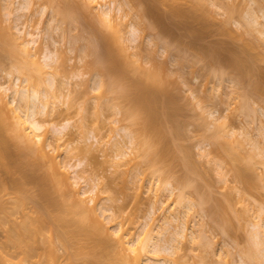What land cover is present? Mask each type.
Instances as JSON below:
<instances>
[{"label": "rangeland", "instance_id": "374dc122", "mask_svg": "<svg viewBox=\"0 0 264 264\" xmlns=\"http://www.w3.org/2000/svg\"><path fill=\"white\" fill-rule=\"evenodd\" d=\"M84 1L87 0H82L80 4L81 0H73L74 6L71 0H33L28 12H20L23 14L17 21L20 26L27 22L34 29L42 22L40 24L45 29L39 40L41 47L36 45L33 48L40 62L43 63L42 51L45 46L54 51L57 49L56 62L50 66L45 65L42 72L38 71L34 64L30 65L31 62L18 47L1 39L0 81L10 83L18 77L22 87L39 86L44 93H56V97H51L48 102L47 109L38 113L37 118L44 124L47 123L48 139L60 148L64 160L71 164L81 163L79 169H85L88 176L100 178L101 196L105 198L111 195L115 199L107 202L113 204L115 216L123 228L139 232L145 220L152 215L153 205L156 204L157 208L161 201L167 206L172 205L171 208L180 209L181 212H177L181 215H184L183 210L186 211L183 220L187 218L185 226L188 227L186 230L189 236L180 237L174 251L161 254L169 257V264H173L175 259L178 264H256V254L264 264V154L259 153L260 149L243 133L250 131L253 137L262 140L260 144L264 147L263 136H259L262 132L259 127H264V55L258 53L262 57L256 55L254 60L252 57L264 50V0H202L199 4L194 0H116L111 5L114 8L113 15L117 16V23L109 20L101 22L98 15L90 13V6ZM4 2L0 0L2 27L8 26L10 22L5 15L2 5ZM118 2L124 4L122 10H118V5H121ZM61 4L59 8L63 13L67 14L71 10L68 15L72 14L71 19H75L71 20L68 15L62 14L58 7L54 10V6ZM196 4L199 5V8L196 6L197 9L192 7ZM43 8L45 13L41 12ZM200 9H204L203 12ZM55 11L56 15L61 12V15L58 13L60 17L54 14ZM148 12L158 13L156 17L161 19L160 24L164 22L162 25L168 27L169 31H175L179 42L186 43L184 46L190 43V48H185L177 39L175 41L168 36L160 37V28L151 26L153 15H148ZM161 14L165 16L161 17ZM53 19H59L60 24ZM54 22L61 25L60 29L63 28V31L67 29V33L65 31L64 34L60 29L52 33L49 29ZM133 26L138 30L136 42H132L130 36ZM96 32L102 35L101 38L106 35L111 40L103 38V46L100 44L102 39H98ZM50 35L59 40L57 48L51 45ZM242 35L250 39V42L244 37L243 39ZM94 38L100 44L97 48ZM246 40L262 50L257 47L255 51H258L253 54L254 49L248 47ZM124 44L128 47L126 52L123 51ZM95 48L97 51L98 48L104 50H100L98 54ZM110 50L116 56H112L114 53L110 54ZM235 52L240 55L239 65L236 63L238 54ZM122 53L128 57H125L127 61ZM104 54V57L108 56L105 62L109 61V67H104L106 63L102 62L104 58L101 55ZM209 55H215L217 59L222 57L224 60L220 59L221 62L218 60L217 63L214 58V63ZM96 56L103 66L95 60ZM240 57H243L242 61ZM132 58L150 71L159 72L171 79L170 92L174 97L171 105L175 115L173 114V118L168 117V121H161L163 116L158 117L159 124H155V127H161V131L168 128L163 130L167 134L160 130L158 133V136L161 135L158 137V146L161 144L163 148L159 146V150H162L161 153L164 151L162 157L154 158L153 150L151 154H146L147 150L139 143V139L144 136L143 117L128 115L132 112H129L132 104L124 91L130 90L131 95H139V88L134 87V80L142 78L143 82L146 77L133 62V66L126 64L131 63ZM114 60L116 65L114 63L112 66L111 61ZM119 61L124 62V70ZM241 65H245V70L248 67L244 74L249 78L243 77L245 71L241 69ZM108 69H112V75ZM119 69L125 76L122 71V76L116 72ZM240 69L242 72H239ZM117 78L123 80V83L118 85ZM111 79H116L115 85L111 84ZM162 104H158L160 112H164ZM8 112L0 98V145L6 142L5 145L12 150L17 141L14 144L12 142L15 136L8 122L11 119L7 120L6 117ZM154 117H157L156 114ZM154 119L157 123L156 118ZM63 126L65 128L61 133L53 132L54 127ZM216 132L219 134H215ZM168 137L171 139L170 146L166 139ZM131 140H135L136 144ZM114 142L118 146H114ZM216 147L222 152L223 149L230 150L228 163L234 160L239 167H234V163H223L226 159H222L223 156L221 158ZM15 148L18 149L17 146ZM234 149H237V153H234ZM121 152L127 154L121 155ZM187 164H190L191 170H187ZM236 168H242L250 175V181H245L248 183L237 176ZM0 173L6 176L1 169ZM222 204L226 208L223 210L226 214L221 215L224 208ZM159 214L160 210L157 209L153 216L157 217ZM158 223H162L160 217ZM259 225L263 229L261 236L258 232ZM174 226L176 223L171 231ZM4 240V232L0 230V241ZM75 241H71L74 247L71 245L69 249L73 250L70 253L72 252L76 264H86V246L81 244L84 240L76 242L77 245ZM83 244L89 245L87 242ZM80 245L85 248L82 255L78 252L81 251ZM250 250L255 252L253 255L256 259L251 256L253 261L249 256ZM74 261L72 260L73 263ZM62 264H66L65 261Z\"/></svg>", "mask_w": 264, "mask_h": 264}, {"label": "bare ground", "instance_id": "6f19581e", "mask_svg": "<svg viewBox=\"0 0 264 264\" xmlns=\"http://www.w3.org/2000/svg\"><path fill=\"white\" fill-rule=\"evenodd\" d=\"M4 1L5 2L2 5L6 11L5 15L7 17V21L9 20L10 22L8 26L6 25L2 27V22L0 20V29L2 30V32H0V40L5 39L9 45L18 47L21 53L25 54L26 57L29 59V61L31 62L30 65L34 64L36 66L35 68H37L38 71L42 72L43 70H45L44 69L45 65L50 66L51 63L56 62V56H57L56 50L57 49H55L54 51L50 49L49 46H45V49L42 51L43 63H41L40 58L36 56V53L33 51V48L36 45L39 46L38 48L41 47L39 40L42 37V34L44 33L43 31L45 30L41 26L42 24H40L42 22L39 21L40 23H38V25H36L34 29L31 28V25L28 24L27 22L22 23V26H20L19 23L17 22L23 16V14L22 13L20 14V12H28L32 6L33 0H4ZM72 1L73 0H71V3ZM115 1L116 0H110V1L87 0L84 2L85 4L87 2V5H89L92 8L90 9V7H88V9L90 10V13L98 15L99 17L98 16L97 17L99 18V20L102 19L101 22L103 21L105 23L106 21L104 20H107V22L109 20V21H114L115 23H117L116 21L117 16H115V14L113 15L114 8L111 5V3L113 2L114 4ZM194 1H197V3L199 4V1H202V0H194ZM121 2H123V0H121ZM201 3L203 4V2ZM80 4H82V0ZM85 4L84 6H86ZM121 5L120 6L118 5V10H122L124 4L121 3ZM59 6H62V4L58 6L56 5V7L54 6L55 8L54 10H56L57 7L59 8ZM196 6L199 8V5L197 4L192 7H195L197 9ZM62 8L64 9V7ZM94 9H96L95 12L92 11ZM66 10L68 11V9ZM200 10L203 12L204 9L203 10L200 9ZM152 11L156 12L155 10H152ZM41 12L45 13V8H43ZM41 12L39 13L42 14ZM70 12L71 10L69 11V13ZM58 13L60 14L61 12H57V15ZM64 13L62 10V14ZM69 13L67 14L65 13V14L68 15ZM82 13L83 12H81V14ZM54 14L56 15V11ZM77 14L80 15L78 12ZM157 14L158 13L151 14L150 12H148V15H153L152 17L153 24L151 23V26H153V28H156V27L160 28V30L158 28L161 34L160 37L168 36V37L173 38V40L176 41V39L179 37L177 33L175 31L173 32V30L169 28L170 31L172 30V32H170L167 29L168 27H166L165 25H162L164 22L163 23L161 22L160 24L159 20L161 21V19L156 17ZM175 14H177V11H175ZM66 15L65 17H67ZM70 16H72V14L68 15V17ZM163 16L165 15L161 14V17ZM253 16L254 18L255 17L257 18V16H255L254 14ZM52 17L54 18L53 15ZM75 17L77 16L75 15ZM80 18L82 19V16ZM0 19H2L1 16H0ZM56 20L53 19V21H56ZM63 20L65 21V19ZM77 20L75 21L77 22ZM253 20H256V19H253ZM14 21H16L15 24H14ZM66 22H69V21H66ZM58 23L60 24V21H58ZM58 23L54 22L52 27L50 25L49 30L51 32L52 31L55 32L58 29H60L61 25H59ZM162 26L166 28H163ZM62 29L63 28H61L60 30L63 31ZM65 31H63L64 34L67 33V31L66 33ZM137 33H138L137 28L133 26L130 31L132 42L137 41L138 39ZM174 33H176V35ZM96 35L98 39L100 40L102 39L101 40L102 43L100 42V44H103L104 46V41H103L104 36L101 38L102 35H99V33L97 32H96ZM94 36L95 35H93V37ZM50 37L52 41L51 45L52 46L54 45L57 48L59 40L54 38L55 36L53 35L52 36L50 35ZM243 37L248 40V38L242 35V38ZM108 38L109 37L106 38V35H105L104 39H108ZM247 40L245 42L248 43L249 45L248 47L251 49L253 48L254 51H252L253 49L252 50L248 49V50L252 51V53L253 52L256 53L258 50L255 51V49L257 47L259 48V46L257 45H256L257 47L253 46L255 45L254 43H250L251 44L250 45L249 44L250 39L248 40L249 42ZM96 41L98 45H96L95 47L97 48L100 44L98 43L99 41L95 40L94 38L93 42L95 43ZM106 41H105V44H106ZM177 42H179L178 39H177ZM181 44H183V42ZM189 44L186 45L188 46L187 48H190ZM103 46L101 45L100 47L103 48ZM186 46L184 47L186 48ZM250 46H253V47H250ZM122 47H123V51L126 52L128 47L125 44ZM102 48H98V51L96 49L95 52L98 53ZM176 48L178 47L176 46ZM176 48L174 47V50L176 51L180 49V48L178 49ZM110 51H111L110 54H112L113 50H110ZM262 52H264V50ZM262 52L261 51L257 52V54L253 53L254 55L251 53L250 54L251 56L253 55L252 57L254 60L256 55H258V53H260L261 55H264L262 54ZM105 54L108 55V53H105ZM105 54L101 55L104 58V60H102V57H101L102 62L103 61L105 62L106 58H108V56L104 57ZM122 54L124 56V60H126L128 57L125 55V53H122ZM260 54L258 55L259 58L261 56ZM112 56H116V54L114 53V55ZM237 56H236V63L239 65L238 58L240 55L238 54ZM203 57H206V56L203 55ZM114 58L116 59V57ZM214 58L216 59L217 63H219L220 59L221 61L224 60V58L222 59V57L221 58L219 57V59H217L218 57L216 58V56L214 55V57H212L213 61H215ZM242 58L240 57V61H242L241 60ZM212 59L210 60L212 61ZM229 59H231V56ZM95 60L96 61L98 60L97 56L95 57ZM210 60L208 59V61ZM244 60L245 59H243V61ZM216 61L214 63H216ZM231 61H233V58ZM245 61L247 63V60ZM102 62L99 61L101 65L103 64ZM108 62L109 61L105 62L106 65L104 67L109 65ZM111 62L113 66L116 60H114V62L113 61ZM121 62L123 61H119L118 63L123 66V67L121 66V68H123L122 70H124L125 64L124 62L121 64ZM130 62L131 63H126V62L125 63L127 65L132 64V66L134 63V66L140 68V70H142V72H144V74L146 75L144 79V81L146 82L144 81L142 82L141 80L142 78L141 79L139 78V81L138 79L137 81L134 80V82L136 83L134 84L135 85L134 87L138 86L139 88L138 90L140 92V94L137 96L136 95L134 96V94L131 95L130 90L127 91L125 89L124 91L126 93L125 96L129 99L130 103L132 104V107L130 104L131 108L129 109V112L131 110L132 112L128 113V115L130 114L131 116L134 114L137 117H140V116L143 117L142 133L144 136H142L141 140L139 139V143L145 147V150H147L146 154L148 153L151 154V151L153 150L154 158L162 157L164 151L163 153H161L162 150H159V148L161 147L160 146L161 144H159L160 147L158 146V143H159L158 137L160 138L161 136V135L158 136V133H159V130L161 131V127L159 128L155 127V124H159L157 122L159 121V119L157 120L158 117L161 118V116H163L160 120L168 121L169 119L167 118L172 117L173 114L175 113V110L174 109L172 110V105H171L173 104L172 102L174 100V97H172L173 94H171L172 92H170V88H171V85H170L171 82H169L170 78H166L165 75L163 74L161 75V73L159 72L150 71L142 64H138L137 60L136 59L134 60V58H132V61L130 60ZM135 63L137 64L135 65ZM243 66L241 69L245 71L243 72L244 74L246 73V70H248L247 69L248 67L247 68L245 67L246 68L245 70L243 69ZM108 70L110 74L112 75L111 73L112 69L111 70L108 69ZM242 70L239 72H242ZM121 71L120 69L119 71L116 70V72H119V74L121 73ZM123 74L125 76V73ZM243 77H245L246 79L247 74L246 75L244 74ZM249 77L250 76H248L247 78ZM113 78H115V76ZM120 78H117V80ZM122 81L123 80H118V85ZM116 82H117L116 79H114L111 81V84L115 85ZM252 86L254 85L252 84ZM140 89L143 90V93H141L142 91ZM256 89L257 88H255V90ZM49 93L42 92L39 86H31L27 88L22 87L21 81L19 80L18 77L10 83L9 82L7 83V81L6 82L0 81V98L5 103L7 111H9L7 113L8 116L6 115L8 119L7 118L6 119L7 120L11 119L8 122H10L9 123V126L11 125L10 129H12L13 135L15 136V138L14 136H12L14 138L12 142L14 144L16 143L15 141H17V145L14 144L12 150H11V147L9 148L8 145H5L6 142L4 143V145L3 143L0 145V169L3 170L4 173L6 174V176H4V174L2 175L0 173V230L4 232V236H5V240L0 241V264H62L63 261H65L66 264H74L75 261H74L73 254L72 252L70 253V251L73 249L70 250L69 248H71V245L73 246L72 242L75 241V239H76L75 243L76 242L81 243L80 240L82 241L84 240L83 241L84 243L87 242L90 245V246L88 244L84 245L82 242L81 244L84 247L86 246V249L82 245H80L81 251H78L82 255V253H85L84 249L86 250L87 253L85 254L87 257L86 256L85 257L87 258V261H85L86 259L84 260L85 262H87L86 264H89V263L90 264H169L168 263L169 257H167V255L161 256V254H163V252L174 251V249L177 248V244H178L177 241L179 240V238L180 237L184 238V237L189 236L188 231H187L188 227L185 226V223H187V220H186L187 218H185L186 221L183 220V217L185 216L186 211L183 210L182 212H184V215L183 213L181 215V213H179L181 212L180 209L176 210L177 207L175 209L171 208L172 205L167 206L165 205L166 203L161 201L159 204V207L157 205V208H156V204L153 205L152 215H149V218L145 220L139 232L137 233L131 232L128 228H123L120 225L119 221L117 220V217L115 216L113 204L107 202V201L113 202L115 199L111 197V195L105 198L101 196L102 188H99L100 178L97 176H94V177L91 175L88 176L86 172L84 171L85 169H79V166H81V163L71 164L67 160H64L62 158V152L60 148L56 147L53 142L49 141L48 129L46 128L47 123L44 124L37 118L38 113L44 112L47 109L46 107L48 106V102H50L51 97H54V96L56 97L55 92L54 93L51 92L52 94H49ZM160 103L161 104L163 103L162 106L164 107V112H160L158 110L160 106L158 104ZM155 114L157 117H154ZM135 116H132V117H135ZM154 118H156L157 123H155ZM4 120L5 119L3 118L2 119L3 123L5 122ZM0 121H1V117H0ZM160 123L163 124L162 122ZM164 123H167V122H164ZM64 128L65 126L61 128L54 127L53 132L61 133ZM259 128H261L262 130V132L260 131L261 133L259 134V136H263V139H264V133H263L264 127H259ZM165 129H168V128L165 127ZM217 132H220V131H217ZM217 132L215 134H219ZM243 133L248 139L252 140V143L256 148L260 149L259 153L264 154V147L262 146V144H260L262 140L259 141L258 139H256V136L253 137L254 135L252 136L250 131H244ZM58 138H61V136H59ZM162 138L163 136L161 137V139ZM166 139H167V142H169L170 138L168 137ZM132 142L136 144L135 140H133ZM18 143H19V146H18ZM21 144L22 146H20ZM16 146L18 147V149L15 148ZM114 146H118V143L114 142ZM169 146H170V142H169ZM161 149L163 148L161 147ZM214 149L215 147L213 148V150ZM216 150H218L217 152L220 154L221 158L223 156L222 159H226L223 161V163L225 161L228 163V160H229L228 156H231L230 155L231 153L229 152L230 150L228 151L226 149H223V152H222V150L218 147H216ZM233 151L234 153L235 152L237 153V149H234ZM122 154L126 155L127 153L121 152V155ZM146 154L144 151V155ZM230 163H234V160H232V162ZM190 164L186 165L188 166L187 170L190 169L189 167ZM232 165L233 166L235 165L234 167H236V165L238 166L236 162ZM192 167L193 166L191 164V169ZM237 169H240V170H237ZM241 169L242 168H236L237 176L243 182L248 181V180L250 181L249 179L250 175L243 169L241 171ZM248 182H245V183H248ZM104 200H106V202H104ZM203 201L205 200L203 199ZM156 203L158 202L156 201ZM222 206L224 205L222 204ZM157 209L160 210V214L159 216L154 217L153 215L157 213ZM224 209H226L225 206L221 210L222 212L221 215L226 214L225 211L223 212ZM159 217H160V220H162V223H158ZM223 218H224V215H223ZM174 223H176V226H174L175 231L174 229L173 231H171L172 230L171 227H173ZM260 226L262 225H259V229H260ZM262 230L263 229L261 228L260 231H258L260 233V236H261ZM185 231L187 233H185ZM263 234L264 233H262V235ZM260 236H258V238ZM171 243H174V244L172 245ZM87 246L91 248L88 249ZM90 249H92L91 252H90ZM67 251H69L71 255L67 253ZM253 251L250 250V254H249L250 258L252 259L253 257V259L255 260L257 257L258 262L256 261L254 263L263 264L261 263L263 262L261 261V258L258 259V257L260 256H257L258 254L255 255V252L257 253V251H255L254 253ZM253 259L251 261H253ZM72 260L74 261V263L72 262ZM173 264H178V261L175 259V262Z\"/></svg>", "mask_w": 264, "mask_h": 264}]
</instances>
